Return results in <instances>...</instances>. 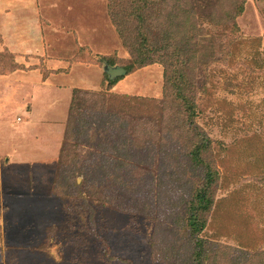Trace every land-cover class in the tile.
<instances>
[{
    "label": "rangeland",
    "instance_id": "obj_1",
    "mask_svg": "<svg viewBox=\"0 0 264 264\" xmlns=\"http://www.w3.org/2000/svg\"><path fill=\"white\" fill-rule=\"evenodd\" d=\"M151 49L166 55L134 63ZM109 62L135 68L111 93L146 98L168 166L74 187L58 164L71 92H106ZM181 70L200 111L191 129L169 104ZM208 188L191 239L188 206ZM200 237L240 256L222 264L264 252V0H0V264H188Z\"/></svg>",
    "mask_w": 264,
    "mask_h": 264
},
{
    "label": "trees",
    "instance_id": "obj_2",
    "mask_svg": "<svg viewBox=\"0 0 264 264\" xmlns=\"http://www.w3.org/2000/svg\"><path fill=\"white\" fill-rule=\"evenodd\" d=\"M243 10L244 7L241 5L238 8V16L242 14ZM165 55H162L159 49L155 51L151 49V53L140 52L134 63L143 68L151 65L155 60L163 58ZM179 56L177 53L175 57ZM180 59L179 57L177 61ZM177 61H175L176 66L181 68L182 65H177ZM109 64L114 66L111 62ZM125 70L127 74H131L135 68L132 65L126 67ZM167 70L171 71L169 65ZM183 72L184 70L174 73L177 74L174 87L179 93L176 98L171 96L169 104L175 103L176 105L174 106L178 108L179 113L183 110L189 116V129H191L190 127L196 123L200 111L196 92L192 90V84L190 82L187 83L186 73ZM117 80L119 79L108 82L106 92L104 90L92 91L79 88H75L72 92L65 140L60 151L58 164L64 168L62 172L65 175L64 178L67 179V182L73 184L72 186L74 187H97L102 182L99 179H102V177H104L106 182L109 180L112 183L113 179L117 181L123 176L140 175L145 170L156 166L157 161L161 166H168L166 165V156L165 158L153 156L155 142L150 138L155 137L157 132L154 133L152 128L161 129L160 122L155 119V113L150 111V109L146 110L147 104L143 102L146 101V98L112 94L111 91ZM187 85L190 86L189 89L191 88V91L185 96L181 93V87ZM167 108L168 106L164 102L163 109ZM198 128L197 125L196 129ZM94 133L97 136L100 133L102 134L101 142L97 143L94 153L84 162L81 157L84 152L83 147L91 143ZM201 136L200 133L197 134V137ZM73 138L76 142L71 145L70 141ZM205 141L206 139L202 137L201 141H199L202 145H197L196 149L191 151L192 162L202 163L200 153L207 152L208 149ZM142 151L144 154L147 152V154L143 155ZM79 175L84 177L80 184L78 183ZM209 191V188L203 192L197 190L195 199L189 203L187 228L191 239L192 236L196 238V236L200 235L207 226L206 215L212 210L214 199L212 194L209 195ZM191 241L192 253L188 264H211L209 262L222 264L225 260L231 259V257H235V259L240 257L233 256L227 252L228 250L225 251V249H228L226 247L214 250V243L201 237L196 239L195 242ZM240 250L246 252V247L242 246ZM253 257H255L253 258V264H264V252H257ZM231 263L239 264L234 260Z\"/></svg>",
    "mask_w": 264,
    "mask_h": 264
},
{
    "label": "water",
    "instance_id": "obj_3",
    "mask_svg": "<svg viewBox=\"0 0 264 264\" xmlns=\"http://www.w3.org/2000/svg\"><path fill=\"white\" fill-rule=\"evenodd\" d=\"M104 72L109 76L111 81H115L116 79L127 75L125 68L120 66H111L108 64H106Z\"/></svg>",
    "mask_w": 264,
    "mask_h": 264
},
{
    "label": "crops",
    "instance_id": "obj_4",
    "mask_svg": "<svg viewBox=\"0 0 264 264\" xmlns=\"http://www.w3.org/2000/svg\"><path fill=\"white\" fill-rule=\"evenodd\" d=\"M29 4H32V1L29 2ZM73 92V91H72ZM72 92H71V98H72ZM38 102H40L39 98H38ZM41 103V102H40ZM71 103V101H70ZM70 103H69V108H70ZM48 133V132H47Z\"/></svg>",
    "mask_w": 264,
    "mask_h": 264
}]
</instances>
